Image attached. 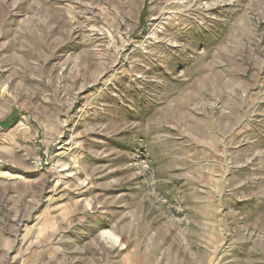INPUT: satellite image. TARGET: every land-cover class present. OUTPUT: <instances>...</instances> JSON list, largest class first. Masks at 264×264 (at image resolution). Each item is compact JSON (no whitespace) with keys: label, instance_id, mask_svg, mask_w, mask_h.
<instances>
[{"label":"rangeland","instance_id":"374dc122","mask_svg":"<svg viewBox=\"0 0 264 264\" xmlns=\"http://www.w3.org/2000/svg\"><path fill=\"white\" fill-rule=\"evenodd\" d=\"M0 264H264V0H0Z\"/></svg>","mask_w":264,"mask_h":264},{"label":"bare ground","instance_id":"6f19581e","mask_svg":"<svg viewBox=\"0 0 264 264\" xmlns=\"http://www.w3.org/2000/svg\"><path fill=\"white\" fill-rule=\"evenodd\" d=\"M156 39H157V37H156Z\"/></svg>","mask_w":264,"mask_h":264}]
</instances>
